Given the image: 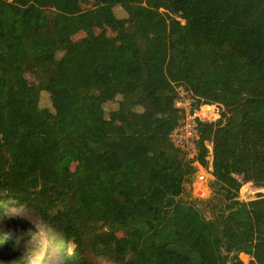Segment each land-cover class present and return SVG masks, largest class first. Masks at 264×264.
Returning <instances> with one entry per match:
<instances>
[{"label":"trees","instance_id":"trees-1","mask_svg":"<svg viewBox=\"0 0 264 264\" xmlns=\"http://www.w3.org/2000/svg\"><path fill=\"white\" fill-rule=\"evenodd\" d=\"M159 9L184 20L161 40ZM181 97L217 107L186 164ZM246 182L264 188V0H0V255L15 204L65 264H148L149 248L152 264H264V193L244 200Z\"/></svg>","mask_w":264,"mask_h":264},{"label":"rangeland","instance_id":"rangeland-1","mask_svg":"<svg viewBox=\"0 0 264 264\" xmlns=\"http://www.w3.org/2000/svg\"><path fill=\"white\" fill-rule=\"evenodd\" d=\"M102 13L103 11L101 9H95L94 11L96 17H100ZM167 14L168 13L163 9H159L156 13L149 16V20L152 24L151 38L158 40L166 38L169 32V20L171 18H177L182 23L184 22V20L180 19L179 16L174 13ZM99 29L100 28L97 26V30ZM176 104L183 108H188V102L183 97H181ZM198 112L201 118H207V120H209L208 118L214 119L217 116V107L214 104L210 106L203 105ZM8 133L12 137L16 135V131H10ZM197 166L199 169L197 176L204 175L205 181L207 182V178L212 177L211 174L202 168L200 164ZM182 185V182L178 185L180 191ZM197 187L198 182L195 180L192 183L193 195L195 190L198 189ZM259 192L264 193V189L255 187L250 182L242 183L240 194L244 200L254 199ZM6 209L5 218L2 221L1 234L9 238L8 240L11 242L10 245L13 250L16 251V254L15 256L0 255V264H65L68 259L70 260L71 255L69 257H64L59 252L52 234L50 233V229L38 216L30 214L25 208H21L15 204L6 205ZM167 220H172V217L169 216ZM153 241L154 236L150 239V244ZM68 246L69 249H71L73 244L69 243ZM15 258L21 261H16ZM240 258L245 263H247L249 259L247 255H242ZM89 259L93 261L94 264H115L105 257L95 255H89ZM147 263L152 264L150 248L147 252Z\"/></svg>","mask_w":264,"mask_h":264},{"label":"built area","instance_id":"built-area-1","mask_svg":"<svg viewBox=\"0 0 264 264\" xmlns=\"http://www.w3.org/2000/svg\"><path fill=\"white\" fill-rule=\"evenodd\" d=\"M204 106H210V105H204ZM183 110H184L183 119L179 125L171 128L169 132V138L172 144L174 145V147L180 149L181 152L183 153L184 163L186 164V162H188L189 160L194 159V157L198 153V146H197L198 136L196 133V118H199L201 120H205V119L201 118L199 112L190 113L188 108H183ZM208 119L211 120V118ZM207 146L209 147L208 144ZM196 181L198 182V187H197L198 189L195 190L194 195L199 197H206L209 193V188L207 182L205 181V176L204 175L197 176Z\"/></svg>","mask_w":264,"mask_h":264},{"label":"water","instance_id":"water-1","mask_svg":"<svg viewBox=\"0 0 264 264\" xmlns=\"http://www.w3.org/2000/svg\"><path fill=\"white\" fill-rule=\"evenodd\" d=\"M209 146H210V144H208ZM209 171L211 172L212 171V167L211 166H209ZM249 196V195H248Z\"/></svg>","mask_w":264,"mask_h":264},{"label":"crops","instance_id":"crops-1","mask_svg":"<svg viewBox=\"0 0 264 264\" xmlns=\"http://www.w3.org/2000/svg\"><path fill=\"white\" fill-rule=\"evenodd\" d=\"M242 255H246V254H244V253H242V254H240V257L242 256ZM248 256V255H247ZM249 258V257H248ZM245 263V262H244Z\"/></svg>","mask_w":264,"mask_h":264}]
</instances>
